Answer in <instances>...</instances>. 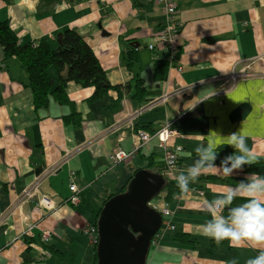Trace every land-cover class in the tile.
<instances>
[{"label": "crops", "instance_id": "obj_1", "mask_svg": "<svg viewBox=\"0 0 264 264\" xmlns=\"http://www.w3.org/2000/svg\"><path fill=\"white\" fill-rule=\"evenodd\" d=\"M177 1L182 51L172 59L165 50L147 48L167 24L163 6L155 0H0V23L8 21L21 43L44 39L56 49L57 37L75 30L94 50L111 84L129 88L112 109L108 98L87 102L94 88L69 83V98L82 116L76 127L64 119L71 114L67 106L52 100L48 109H35L34 96L22 82L24 70L15 66L18 78H11L1 66L0 47V227H9L0 234V264H94L84 228L95 221L103 195L117 193L151 160L165 167L157 140L112 170L109 155L133 151L142 123L159 130L175 119L181 137L170 143L184 145L183 169L195 161L197 145H224L222 137L241 130L256 159L231 176H200L184 199L177 195L165 201L161 195L156 204L168 206L167 223L178 229L154 239L147 264H221L234 258L245 264L257 254L247 247L232 248L228 241L217 245L199 234L198 225L208 218L205 200L253 172L264 176V0ZM131 47L140 61L129 68L125 56ZM164 59L169 60L168 75L157 83L154 68ZM140 77L149 93L142 103L133 100ZM110 95L118 97L116 91ZM116 125L120 128L113 131ZM217 150V166L234 153L230 146ZM67 153L72 157L61 164ZM54 167L59 170L45 176ZM71 172L79 190L76 205L70 202ZM31 189L32 197L25 196ZM43 197L55 210L39 205ZM44 231L54 233L47 247ZM177 232L189 234L195 245L175 241ZM54 248L59 258L50 257Z\"/></svg>", "mask_w": 264, "mask_h": 264}, {"label": "trees", "instance_id": "obj_2", "mask_svg": "<svg viewBox=\"0 0 264 264\" xmlns=\"http://www.w3.org/2000/svg\"><path fill=\"white\" fill-rule=\"evenodd\" d=\"M0 47L4 52L1 66L5 71L10 73L11 78H18V74L14 70L15 66L24 70L26 77L22 78V82L30 88L34 96L35 109L37 111L48 109L52 100L59 105L67 106L71 109V114L64 117V119L76 127L81 125L82 116L77 111L74 102L69 98L67 89L69 83L74 82L83 88H94L93 95L87 102L93 103L108 98L111 101L110 106L112 109H117L120 106L123 93L129 90L126 85L111 84L107 77V72L97 58L94 50L89 46L83 36L75 30L67 29L62 34L61 44L56 49H53L52 43L44 39L27 44L21 43L11 24L5 21L0 23ZM181 47L179 46L177 49L170 48L165 54L168 53L170 58L173 59L181 53ZM138 60L140 61V56L138 51L135 50V47L128 49L125 56L127 67L132 68ZM51 71H54V75ZM168 71L169 60L164 59L154 68V80L157 83L166 80ZM144 82L145 79L143 77L136 79L137 90L134 91L135 95L133 94V100L140 103L144 102L149 95L148 90L144 88ZM112 91L118 93L116 99L110 95ZM141 125V128L150 134L158 130H153L150 123H142ZM145 169L158 174H162L165 171V167L163 169L161 166H156L152 160L147 164ZM130 180L127 182V185ZM165 180L166 187L161 195H164L165 201H170L174 196L179 194V189L175 181L169 178H165ZM127 185L115 194H111L110 196L103 195L101 207H103L112 195L124 193ZM98 216L99 214L96 215L95 221L90 223L96 229ZM165 222H169L168 218L165 219ZM169 229L175 230L178 228L164 224L158 236L166 235ZM86 235L88 236V234ZM89 239L91 246L95 249L94 264H97V245L92 242L90 237ZM186 240L192 246L196 243L195 241H190L189 234L187 233H175V241L182 244ZM43 246L47 247V244L43 243ZM51 255L57 258L61 256L60 251L56 248L51 251L50 257Z\"/></svg>", "mask_w": 264, "mask_h": 264}, {"label": "clouds", "instance_id": "obj_3", "mask_svg": "<svg viewBox=\"0 0 264 264\" xmlns=\"http://www.w3.org/2000/svg\"><path fill=\"white\" fill-rule=\"evenodd\" d=\"M222 138L226 141L224 145H197L194 148L195 161L174 174L179 189L178 198L184 199L190 192L189 185L197 182L202 175L218 173L231 176L244 166L253 165L256 154L247 147L242 130ZM225 146L232 147L234 153L226 156L217 166V149ZM237 200L241 202L235 203ZM204 211L208 218L198 225L200 235L214 240L217 245L228 241L232 248L256 250L257 254L249 256L245 264H264V176L253 172L236 186H225L221 193L204 201ZM221 264H238V260L234 258Z\"/></svg>", "mask_w": 264, "mask_h": 264}, {"label": "water", "instance_id": "obj_4", "mask_svg": "<svg viewBox=\"0 0 264 264\" xmlns=\"http://www.w3.org/2000/svg\"><path fill=\"white\" fill-rule=\"evenodd\" d=\"M62 34L57 37L61 44ZM166 187L163 174L138 170L124 193L113 195L99 211L97 264H147L164 217L152 207ZM0 227V234L8 229Z\"/></svg>", "mask_w": 264, "mask_h": 264}, {"label": "built area", "instance_id": "obj_5", "mask_svg": "<svg viewBox=\"0 0 264 264\" xmlns=\"http://www.w3.org/2000/svg\"><path fill=\"white\" fill-rule=\"evenodd\" d=\"M157 4L162 5L164 12L166 14V26L163 30H161L160 33H158L157 40L150 44L148 46L149 50H155L157 48L161 50L167 51L168 49H177L180 46L181 42V25L178 23L176 19V15L178 13V1L177 0H155ZM177 121H171L165 123L159 130H157L155 133L150 134L149 132L145 130H137V138H138V145L135 147V149L131 152H126L123 150H118L112 152L109 157V170H112L114 167L121 163H127L129 161H132L137 155L140 148L148 147L150 143L153 140H157L158 144L161 149H163L164 157H165V171L164 176L166 178H169L170 180L175 181L174 174L178 173L180 170H182V164H181V154L184 150V146L180 144H171L170 140L174 139L176 137L180 136L179 131L175 127ZM119 125H116L113 128V131H117L119 129ZM179 149V151H177ZM71 153H67L63 160L61 161V164H66L72 155ZM60 166V165H59ZM58 167H54L47 171L46 175L54 174L58 171ZM76 177L75 172L70 173V178L72 180L70 190L72 192V196L70 198V202L73 204L79 203V190L74 183V179ZM176 182V181H175ZM190 187V186H189ZM34 191H36L37 187L36 185L33 187ZM191 191V188H190ZM32 189L27 191L25 196L32 197ZM202 196L203 193H200ZM39 205L47 210H55L54 203L48 198L43 197L39 201ZM152 207H154L157 211H159L163 217V224L166 226H170L167 222H165V217H168L171 214V211L169 210L168 206H160L157 204L152 203ZM85 233L88 234V236L91 238L92 242L97 245L98 243V228L96 229L91 224L87 225L86 228H84ZM160 233V232H159ZM158 233V234H159ZM54 233L51 231H44L42 233V241L43 243H48L51 240V237ZM157 234V236H158ZM156 236V237H157Z\"/></svg>", "mask_w": 264, "mask_h": 264}, {"label": "rangeland", "instance_id": "obj_6", "mask_svg": "<svg viewBox=\"0 0 264 264\" xmlns=\"http://www.w3.org/2000/svg\"><path fill=\"white\" fill-rule=\"evenodd\" d=\"M164 13H165V12H164ZM164 28H165V27H164ZM164 28H163V29H164ZM163 29H162V30H163ZM149 44H150V43H149ZM149 44H148V45H149ZM147 48H148V46H147ZM163 51H164V49H163ZM173 121H177V119H175V120H173ZM169 122H171V121H169ZM176 123H177V122H176ZM175 125H176V124H175ZM175 127H176V126H175ZM179 137H181V136H179ZM176 138H177V137H176ZM178 144L182 145L181 143H178ZM183 146H184V145H183ZM184 151H185V147H184L183 152H184ZM183 152H182V153H183ZM163 156H164V155H163ZM164 161H165V159H164ZM159 198H160V197H159ZM159 198H156L152 203H153V204H154V203H157L158 200H159ZM160 206H162V205H160ZM92 247H93V246H92ZM93 251H95L94 248H93Z\"/></svg>", "mask_w": 264, "mask_h": 264}, {"label": "flooded vegetation", "instance_id": "obj_7", "mask_svg": "<svg viewBox=\"0 0 264 264\" xmlns=\"http://www.w3.org/2000/svg\"><path fill=\"white\" fill-rule=\"evenodd\" d=\"M181 30H182V26H181ZM182 33V32H181Z\"/></svg>", "mask_w": 264, "mask_h": 264}]
</instances>
